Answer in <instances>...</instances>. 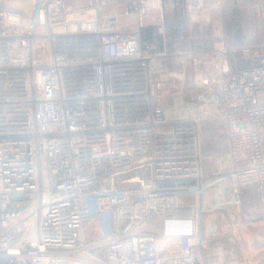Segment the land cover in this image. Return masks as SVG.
<instances>
[{"label":"built area","instance_id":"obj_1","mask_svg":"<svg viewBox=\"0 0 264 264\" xmlns=\"http://www.w3.org/2000/svg\"><path fill=\"white\" fill-rule=\"evenodd\" d=\"M184 3L200 27L221 7ZM124 17L136 22L121 30ZM149 21L164 32L163 0H0V264H198L205 214L234 227L254 188L247 218L264 219V44L174 57L143 43ZM236 52L252 64L236 68ZM170 60L217 77L187 101ZM215 116L228 150L207 174L201 123Z\"/></svg>","mask_w":264,"mask_h":264},{"label":"crops","instance_id":"obj_2","mask_svg":"<svg viewBox=\"0 0 264 264\" xmlns=\"http://www.w3.org/2000/svg\"><path fill=\"white\" fill-rule=\"evenodd\" d=\"M8 1L11 5L24 11L30 9L26 4L29 0ZM21 1H23V4H19ZM220 1L221 7L214 10L211 22L202 27L204 28V31L202 32L200 26L193 25L189 22L184 0H163L165 8L164 32L159 31L157 23L149 21L147 26L149 37L146 41L154 43L160 50L165 49L172 54L183 53L191 47L198 53H204V51L201 50L202 47H207L209 51H215L221 46H225L233 52L239 50L242 46L256 45L259 43L258 41H250L247 39V36H250L248 30L254 27L246 29L241 25V21L246 20L247 17L248 19L259 18V11L256 13L255 8H259V5L264 4V0ZM247 8L253 10L252 15L247 16L244 13ZM177 28L178 31H176ZM204 37L206 41L201 42L200 40H204ZM204 42H206V44H204ZM219 59L221 58L217 57V60ZM243 196L245 203L247 200L245 191ZM257 204H259L258 208H260L258 198ZM238 216L240 217V215ZM262 221L264 222V220H259L258 222L247 220L244 223H239V226H253V230H255V224H262ZM254 235H256V231L254 232ZM237 239L238 241L240 240L238 235L236 236L233 234L231 237V241L233 242L232 245H238ZM228 248L229 247H225V250L223 249L220 262L218 261L216 263L210 261L209 258L211 256L207 255L206 252L208 251H206V249L200 250L198 264H264V251L261 243L256 241L250 242L245 238V242H243L242 245H238L236 248L234 247L232 252H229ZM234 250L236 252H234ZM230 255H233L234 257L230 258Z\"/></svg>","mask_w":264,"mask_h":264},{"label":"rangeland","instance_id":"obj_3","mask_svg":"<svg viewBox=\"0 0 264 264\" xmlns=\"http://www.w3.org/2000/svg\"><path fill=\"white\" fill-rule=\"evenodd\" d=\"M67 3L69 4V7L71 9H76L87 6L88 0H67ZM19 4H23V1H21ZM26 4L30 7L32 5V0L27 1ZM255 9L256 13H258L257 11H259V18L248 19L247 17L246 20L241 21V25H243V27L246 29L254 27L248 30L250 34V36H247L248 40L258 41L259 43L257 44H264V4L259 5V8ZM121 11V7L107 8L104 10V14H116L120 13ZM244 13L247 16H250L252 15L253 10L251 8H247ZM135 22V18H120L119 28L121 30H126L129 24ZM200 41H206L205 37L204 40L202 39ZM204 44H206V42H204ZM181 54L182 53H175L172 55H174V57H177ZM237 55L238 53H233L234 57H238ZM165 63V67L177 73L179 77V80H177L178 88L182 90V95L187 101L191 100V97H197L196 95L201 94L205 90V87L202 83V80L204 78L213 79L214 77H217V71L205 62L199 67H194L192 65H187L186 67H184V63H181L178 60H170ZM201 140L204 170L205 173L211 174L212 172L217 170V165L215 162L216 157L224 152L227 148L225 125L221 117L215 116L201 123ZM208 143H210V145L208 146L209 149L206 150ZM245 192L247 200L245 201L241 212L238 214L240 215V217L238 215H235L233 218L231 217L234 220V227L229 228L228 225L226 226L223 217H213L209 216L208 214L204 215L203 232L205 237L211 240L208 246V250L206 249V251L208 252H205L207 253V255L211 256L209 259L212 263H216L218 261L220 262V257L223 253V249L225 250V247H229V252H232V249L234 247L236 248L238 245H242V243L245 242V238L250 242L256 241L258 243H261L264 251V222L262 221V224H255V230H253V226H239V223H244L248 220L247 217H252L260 213V208H258L259 204H257L255 193L252 190H245ZM212 218L215 219V224L214 228L211 230L209 224ZM255 231L256 235H254ZM101 233L102 223L99 221L95 226L89 229L85 235L88 239L93 240L95 238L97 239V237L100 236ZM233 234H235L236 236L238 235V237L240 238L239 241L237 239L238 245H232L233 242L231 241V237L233 236ZM234 252L236 251L234 250ZM233 257V255H230V258Z\"/></svg>","mask_w":264,"mask_h":264},{"label":"trees","instance_id":"obj_4","mask_svg":"<svg viewBox=\"0 0 264 264\" xmlns=\"http://www.w3.org/2000/svg\"><path fill=\"white\" fill-rule=\"evenodd\" d=\"M148 26V25H147ZM145 27L144 29H143V32H142V36H143V43H149L148 41H146L147 39H148V37H149V32H147L148 31V27ZM200 29H202L201 31L203 32L204 31V28H200ZM176 31H178V28L176 29ZM259 45H261V44H256V45H249V46H253V47H256V46H259ZM242 47H245V46H242ZM242 47H240V49L242 48ZM201 50H203L204 52H206V51H209V49L207 48V47H202V49ZM236 53H238V57H234L233 55H232V57H233V60H232V64L236 67V68H242V67H248V66H250L252 63L251 62H249V61H246V60H244V59H242V57H241V55H240V52H236ZM235 55V54H234ZM210 145V143H208V145H207V148H206V150L207 149H209V146ZM226 150L224 151V152H222L221 154H223V153H225L227 150H228V144L226 143ZM209 151V150H208ZM245 190H252L254 193H255V198H256V201H257V198H258V194H257V192H256V190L254 189V188H248V189H245ZM244 190V191H245ZM244 191H243V193H244ZM243 205H244V203H243Z\"/></svg>","mask_w":264,"mask_h":264},{"label":"water","instance_id":"obj_5","mask_svg":"<svg viewBox=\"0 0 264 264\" xmlns=\"http://www.w3.org/2000/svg\"><path fill=\"white\" fill-rule=\"evenodd\" d=\"M202 101H214V102H218V97L217 96H213V97H200L199 98Z\"/></svg>","mask_w":264,"mask_h":264},{"label":"bare ground","instance_id":"obj_6","mask_svg":"<svg viewBox=\"0 0 264 264\" xmlns=\"http://www.w3.org/2000/svg\"><path fill=\"white\" fill-rule=\"evenodd\" d=\"M264 220V219H263ZM258 222V221H257Z\"/></svg>","mask_w":264,"mask_h":264}]
</instances>
